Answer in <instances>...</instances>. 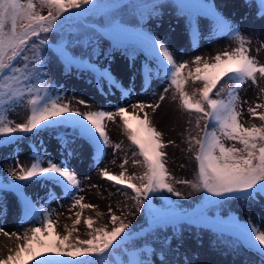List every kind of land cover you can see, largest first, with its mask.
Returning <instances> with one entry per match:
<instances>
[{"label":"snow or ice","instance_id":"snow-or-ice-1","mask_svg":"<svg viewBox=\"0 0 264 264\" xmlns=\"http://www.w3.org/2000/svg\"><path fill=\"white\" fill-rule=\"evenodd\" d=\"M169 6L187 16L193 37L200 33L199 25L206 23L200 18L210 17L214 31L231 38L236 46L218 52L211 57V62L197 56L191 62L195 68L190 70L188 63L177 62L163 40L142 27L130 28L121 22L118 15L121 8L132 9L141 20L145 16L150 18L159 15L156 9L162 5L158 0L151 5L130 0L116 3H104L102 0H0V144L16 142L18 134L63 129L62 138L68 147L77 141H84L94 145L99 153L102 147L110 144L104 122H114L119 117L124 135L138 149L133 155L142 158L133 163L142 166L144 171L140 176L126 175L125 164L128 161L125 159L120 165L125 170L119 175L110 174L106 169L101 175L114 185L131 190L136 211L147 208L153 229L175 223L184 217L171 201L166 202L163 209H156L151 203L153 196L158 193L166 192L177 198L182 196L170 182L174 177L163 161L165 153L161 149L166 145L161 139L162 133L152 126L145 111L147 108L155 110L160 105L136 103L131 105L132 113L125 107L108 112L91 110L85 100H78V104L90 110L73 108L71 102H64L59 94L50 96L48 88L44 87L41 76L47 73L43 72L44 58L40 49L41 46L50 48L62 60L66 72L76 69L92 74L101 92L107 86L123 89V94L127 95V88L113 74L110 63L100 67L90 62L92 56L108 59L110 54L92 48L88 59H80L70 50L71 45L63 36L61 42L55 45L50 44L47 38V34L61 26V18L66 13L69 14L66 17L68 25L80 24L84 27L89 26L86 23L88 17L103 16L105 27L102 34L112 41L114 49L127 56L134 70L132 74H139L141 86L150 84L154 74L161 71L166 74L169 87L175 89L172 98L178 99L181 110L195 113V126L203 132L198 139L189 140V151L193 144L198 146L194 156L197 163L195 179L177 180L175 183L188 185L194 192L207 194L205 209L196 214L198 218L206 219L205 210L218 206L220 198L250 201L257 196H264V126L245 127L239 121L241 112L238 111V91L248 81L257 85V74L264 78V64L249 55L250 48L246 45L250 41L235 22L225 18L215 4L208 3V0H172ZM44 10L47 14H43ZM257 15L264 19V0H259ZM85 44L91 47L88 41ZM138 54L144 55L139 65L136 62ZM185 70H188L187 75ZM188 80L194 84L199 82L202 86L190 94L185 88ZM197 92L199 98H195ZM159 99L163 101L165 96L161 95ZM20 103H25L28 115L24 122L18 123L10 119L8 113ZM261 107L264 105L257 104L248 111L252 117L264 121V113L257 112ZM201 121H205L202 129ZM225 141L233 142L232 146H226ZM68 155H74V151L66 152L65 160ZM8 175L16 183L9 181L0 184V192L6 189L8 193L22 199L24 217L43 212V208L37 209L28 197L25 191L28 183L43 182L54 188L61 187L70 196L73 190L80 189L77 173L64 160L57 161L39 152L32 158L30 166L18 165V170L12 169ZM136 180L139 183H135ZM83 199L82 196L74 198L72 207L78 206L81 211L75 213L71 231L65 226L67 234L62 237L56 233L54 221L47 213H44L40 227H32L22 235L4 231L5 236H14L18 243L15 249H9L6 258H0V264H113L110 258L117 250H123L126 254L122 264H151L144 255L151 249L129 250L125 247L133 237V232L127 231L131 225L126 222V218L114 214L110 220L113 225L111 230L106 226L93 229V221L89 218L85 220L87 227L92 229L88 232L89 238H77L75 243L69 242L76 225L81 222V212L95 207L83 203ZM5 210L6 204L0 201V212ZM235 227L247 243L245 251L254 250L253 254L258 256L260 264H264V230L250 222L236 224Z\"/></svg>","mask_w":264,"mask_h":264},{"label":"rangeland","instance_id":"rangeland-1","mask_svg":"<svg viewBox=\"0 0 264 264\" xmlns=\"http://www.w3.org/2000/svg\"><path fill=\"white\" fill-rule=\"evenodd\" d=\"M102 2L116 3L119 0H102ZM130 2L151 5L157 0H130ZM158 2L162 5L156 9L159 15H152L150 18L145 16L141 20L132 9L124 8L119 10L118 15L121 22L128 27H142L163 40L173 52L177 62L188 63L190 70H194L195 65L191 62L197 56L207 58L211 62V57L218 52L225 49L231 50L236 46L231 38L214 31V24L210 17L200 18L206 23L199 25L201 31L193 37L187 16L181 15L178 10L169 6L172 0H158ZM208 3L215 4L225 18L239 26L243 35L250 41L246 45L250 48L249 55L257 62L264 64V19L257 15L259 0H208ZM43 14H47L46 10ZM68 15L66 13L65 17L61 18L63 21L61 26L57 27L53 33L47 34L50 44H59L63 36V39L70 43V50L80 59H88L92 48L110 54L108 59L104 56H92L90 62L97 63L100 67L108 66L110 63L113 74L127 88L128 94H123V89L107 86L105 91L101 92L94 83L92 74L76 69L66 72L62 60L56 57L50 48L41 46L40 51L44 58L43 72L47 73L46 76H41V80L44 81V87L48 88V94L52 97L59 94L64 102H71L73 108H79L81 111L90 109L78 104V100H85L93 110L92 106L97 107L100 104L108 108L107 103L105 105L103 102L111 99L115 103L112 109L117 111L120 107H125L128 108L129 113L133 111L132 104H159V108L155 110L147 108L145 111L148 113L152 126L162 133L161 139L166 145L161 149L165 153L163 161L170 175L174 177V180L170 182L177 191L182 193V196L177 198L166 192L158 193L153 196L151 203L154 208L163 209L166 202L171 201L184 214V217L175 223L153 229L147 208L140 212L136 211L135 201L131 199L133 195L131 190L122 185H114L113 182L102 177L101 173L105 169L113 175H119L126 169L125 174L128 176H140L144 171L142 166L133 163L134 160H142V158L133 155V152H138V149H135L124 135L119 117L112 123L105 122L110 144L102 147L99 153L94 145L84 141H77L72 144V147H68L62 138L63 129L47 131L42 129L38 133L18 134L16 142L0 144V184L9 181L16 183L4 171L7 168H4V165L27 167L38 152L46 154L54 160H64L77 173L80 191L74 190L73 195L70 196L61 187L54 188L43 182H30L25 191L30 199L36 200L34 204L37 209L42 207L44 211L49 205L51 206L49 208L53 210L60 205L66 206L64 216H71L73 226L76 219L75 213L79 210L71 212L69 209V205L74 201L72 198L76 194L78 196L81 191L87 194L92 191L90 194L92 197H88L87 202L95 207L87 208L86 215L81 213L80 224L91 218L93 229L106 226L108 230H111L112 214L122 219L126 218V222L131 225L127 231L133 232V237L125 247L129 250L151 249V252L144 253L149 261L152 259L148 254L155 259H160L162 253L173 256L171 259L177 260L179 264H241L242 261L243 264H260L258 256L253 254L254 250L245 251L247 243L239 236L235 225L250 222L264 230V196H257L250 201L220 198L221 203L218 206L205 210L206 219L198 218L196 214L205 209L204 201L207 194L194 192L188 185L175 183L177 180L195 179L197 163L194 156L198 146L193 144L192 150L189 151V140L190 138L198 139L203 135V132L195 126V113L189 114L179 108L178 99L172 98L175 89L169 87V79L162 71L153 75L150 84L141 86L139 74H132L134 70L127 56L120 50L114 49L112 41L102 34L105 27L103 16L88 17L86 23L89 26L84 27L80 24L68 25L66 20ZM133 20L136 21L135 24L132 23ZM86 41L91 44V47L85 44ZM143 59L144 55L138 54L137 65ZM187 72L188 70H185V75ZM257 81V85H253L251 81L246 82L238 91L240 98L238 111L241 112L239 121L245 127L264 126V121L252 117L248 111L250 107L255 108L257 104L264 105V91H261L264 90V78H260L257 74ZM201 86L199 82L194 84L192 80H188L185 88L191 94ZM166 88L167 92H165ZM161 95L165 96L163 101L159 99ZM195 98H199L198 92ZM257 112L264 113V107L258 108ZM8 115L14 122H24L28 115L25 103H20ZM140 115L143 118V113ZM200 123L202 129L205 121ZM170 141L173 143H169ZM225 144L230 147L233 142L225 141ZM116 145L120 147L117 148ZM236 146L240 147L238 144ZM73 151L74 155H68L65 160L66 152ZM125 159L128 163L125 164V169H121L120 165ZM89 174H93L92 180H89ZM94 179L96 184L91 188L89 182ZM134 182L139 183L138 180ZM13 199L15 207L13 211H10L8 203L13 202ZM0 201L6 204V210L0 212V216L14 218L17 225L28 222L30 217H24L22 199L8 193L5 189L0 192ZM97 213H100L101 218L97 216ZM43 215V212H37L36 222H41ZM28 229L19 227L13 230L22 235ZM0 230H2L1 227ZM91 230L87 229L88 232ZM88 232L84 238L79 239H88ZM1 247H3L2 242H0ZM125 255L123 250H117L110 259L113 264H122ZM6 257L2 256V258Z\"/></svg>","mask_w":264,"mask_h":264},{"label":"bare ground","instance_id":"bare-ground-1","mask_svg":"<svg viewBox=\"0 0 264 264\" xmlns=\"http://www.w3.org/2000/svg\"><path fill=\"white\" fill-rule=\"evenodd\" d=\"M103 103L105 105L107 103V107L108 108H106L103 104H100L97 107H93L92 106V109L93 110L100 109V110L108 111V112H115L116 111V110L112 109V106L115 105V103L113 101H111V99H107ZM116 118H115V120H116ZM107 122L112 123L113 121H107ZM106 129H107V126H106ZM113 131H116V130H113ZM5 167H7L6 169H4V171L6 173H8L11 170V168L12 169H18V167L11 166V165H4V168ZM89 176H90L89 180H92V177L91 176H93V174H91V175L89 174ZM89 184L91 185V188H92V185L95 186V184H96L95 179H94V181H90ZM78 190L80 191V189H78ZM75 191H77V190H75ZM91 192L92 191H90L89 194H87V193H83L81 191V193L78 196L76 194L75 197L82 196L84 198L82 202L85 203V204H88L87 199H88V197L89 198L92 197L90 195ZM74 198H72V200H74ZM31 200L34 203L36 201L34 198H31ZM72 205H73V203L71 205H69L70 206L69 209L71 210V212H74V211H77V210L81 211V209L78 206L76 208H73ZM8 207L10 208V211H13L14 210V207H15V201H14V199H13V202H9L8 203ZM49 207L51 208L50 205H49ZM49 207H47L46 209H44L43 213H47L49 215H50V213H52L50 216H51V219L54 221V227H56V229H55L56 230V233L59 234L61 237L64 236V235H66L67 232L65 230V226H67L68 231H71L72 230V220H71V216L70 215L64 216V212L66 211L67 207L60 205L58 207L56 206L57 208L54 209V210L53 209H50ZM81 213H83L84 215H86L87 214V209H84ZM97 216L99 218H101L99 215H97ZM29 217H30V219L28 220L27 223L22 224V225L21 224H18L17 225L16 224V221L14 220V218H10L9 219V218H5L4 216H0V227L2 228V230H0V242L3 243V247L0 248V258H2L3 255L7 256L9 254V249H15V247H16V245L18 243V241L16 240V238L14 236H5L3 234L4 231H7L9 233H15V230H13L15 228H19V227L24 228L25 227V228H29L30 229L32 227H40L41 226V222H36L35 216H29ZM83 222L84 221H82L81 224H78L77 225L76 231H73L72 232V236L70 237L71 243H75V240L77 238H84L86 236V234L88 232L87 231L88 227ZM159 247H161V246L159 245ZM148 255L152 259L151 260V264H179V262L177 260L171 259L173 256H170V255H165V254H162L161 253L162 258H160V259H155L151 254H148Z\"/></svg>","mask_w":264,"mask_h":264}]
</instances>
